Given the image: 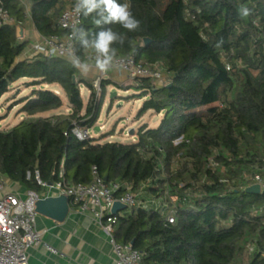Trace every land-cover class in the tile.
Segmentation results:
<instances>
[{"label": "trees", "instance_id": "trees-1", "mask_svg": "<svg viewBox=\"0 0 264 264\" xmlns=\"http://www.w3.org/2000/svg\"><path fill=\"white\" fill-rule=\"evenodd\" d=\"M25 1L42 37L70 34L58 18L75 0ZM119 2L130 3L141 29L127 32L111 25L127 37L123 46L115 45L118 58L134 57L170 73V84L159 88L151 79H134L136 96H149L138 116L164 113L159 126H142L131 144L80 141L75 127L93 128L107 87L119 85L104 79L97 92L65 57L40 53L20 60L28 42L19 39L17 29L28 7L24 0H8L15 23L0 27V100L21 79H30L26 86L36 89L18 101L27 119L0 130V174L38 195L43 187L37 172L45 184L74 186L90 183L94 166L107 183H129L135 192L148 184L143 200L168 188L178 199L175 223L153 210L136 209L115 225L116 241L139 251L142 264H264V212L252 214L264 207V193L240 188L247 184L243 173L264 169V0ZM240 5L252 14L241 18ZM81 18L79 26L99 31L91 16ZM75 51L82 59L92 54L78 44ZM50 85L66 95L69 115L40 116L64 105L60 95L42 89ZM82 88L90 93L87 105ZM214 150L225 172L208 168ZM190 189L204 196L182 202ZM251 243L255 250L248 253Z\"/></svg>", "mask_w": 264, "mask_h": 264}, {"label": "built area", "instance_id": "built-area-1", "mask_svg": "<svg viewBox=\"0 0 264 264\" xmlns=\"http://www.w3.org/2000/svg\"><path fill=\"white\" fill-rule=\"evenodd\" d=\"M7 1L0 0V27L15 23L6 8ZM81 19V15L74 11V6H70L58 18V25L62 29L70 31L72 26L80 25ZM254 24L258 25L257 22ZM69 37L70 34L63 37H42L35 49L38 54H44L48 58H68L69 53L75 50V43ZM118 61L117 67L111 71L123 73L131 79H151L158 88L170 84V73L161 66L137 63L134 57L118 58ZM225 65L229 68L227 63ZM108 73H100V78L93 84L96 91L100 89L101 79L107 78ZM73 134L80 141L89 138L88 130L79 127H75ZM181 140L182 137L174 143L177 144ZM217 156L218 151L214 150L207 166L212 171L225 172L226 168L217 161ZM91 173L90 183L74 186L66 183L45 184L39 179L38 172L36 175L39 185L43 188L55 189L60 196L67 197L70 207L74 206V209L80 213L90 212L95 220L103 226L112 248L115 264H142L143 255L139 251L130 244L124 245L116 241L114 233L118 218L125 217L136 209H150L162 214L168 223L173 224L176 221L178 199L170 194L167 188L164 195L143 200L142 197L148 184L142 185L139 192H135L133 185L129 183H107L95 166L92 167ZM1 177L0 174V264H30L28 251L37 245H42L51 254L58 255L57 249L42 241L41 234L35 227L37 217L35 204L39 200V195L31 191L25 195L7 191ZM243 179L247 184L240 187L241 189L259 186L261 192L264 193V169L256 171L254 174L245 172ZM221 182L228 183L226 179H222ZM203 196L200 191L190 189L185 192L182 202L189 203L191 199H199ZM116 202L124 205L126 210H120L117 214H113L112 208ZM262 212H264V207L253 211L252 214L256 215ZM247 250L248 253H252L255 250V244H249Z\"/></svg>", "mask_w": 264, "mask_h": 264}, {"label": "crops", "instance_id": "crops-1", "mask_svg": "<svg viewBox=\"0 0 264 264\" xmlns=\"http://www.w3.org/2000/svg\"><path fill=\"white\" fill-rule=\"evenodd\" d=\"M24 3L28 7L26 20L21 27L23 29V35L19 38L21 41L28 42V46L21 54L20 60L29 59L37 55L38 52L35 49L36 44L40 41L42 36L38 33L33 23L32 18L29 15L30 5L24 0ZM19 31V28L17 29ZM31 37L35 40L32 41ZM97 73V71H94ZM93 71L90 72L94 76ZM83 75L84 78H88V75ZM91 76V77H92ZM127 77L123 73L117 71H110L107 79L113 83L118 84L120 81ZM26 79V78H25ZM25 79H22L25 81ZM20 81V80H19ZM16 82L15 84L19 83ZM29 81H31L29 79ZM29 82H25L26 85ZM19 85V84H18ZM58 85L44 86V89L51 90V87ZM53 90V89H52ZM55 93L61 96V93L57 90H53ZM31 95L30 91L20 99ZM67 100V97L65 95ZM19 99V100H20ZM68 102V100H67ZM19 104H17L18 106ZM22 109V106L20 107ZM68 113L61 115L56 111L45 113L40 115L41 117H48L51 115L67 116L70 114V107L67 109ZM24 114V113H22ZM24 116H26L24 114ZM27 117V116H26ZM24 119V118H23ZM21 119V121L23 120ZM1 121V120H0ZM19 121V122H21ZM12 128V127H11ZM9 130V129H8ZM101 143V142H100ZM2 181L5 184L7 191H15L21 195H25L28 190L13 182L9 178L2 176ZM58 192L53 188H43L39 194V200L59 197ZM69 214L64 222H56L46 216L37 214L35 227L41 234L42 241L48 245L54 247L59 252L58 255L51 254L42 245H37L29 249V263L30 264H115L112 254V248L109 243V239L104 232L103 226L95 220L90 212L80 213L76 209L69 206Z\"/></svg>", "mask_w": 264, "mask_h": 264}, {"label": "rangeland", "instance_id": "rangeland-1", "mask_svg": "<svg viewBox=\"0 0 264 264\" xmlns=\"http://www.w3.org/2000/svg\"><path fill=\"white\" fill-rule=\"evenodd\" d=\"M18 37L21 38L20 29L18 31ZM31 40L34 41L35 38L31 37ZM94 73V76L89 74L87 78L93 84L100 78L99 72ZM104 79L106 80L107 78H102L101 80ZM25 82L30 81L29 79H25V81L21 79L18 83L19 85H12L9 92L6 93L0 100V130L11 129V127L17 125L21 119H27V117L21 112L20 107L22 105L17 106V104L20 97L28 94L29 91L31 94L36 88L24 85ZM118 85L119 87L113 84L107 87L100 118L95 126L88 130L89 137L97 139L101 143H135L139 139V129L142 126L148 125L149 128H157L164 116V113L156 114L149 111L142 117H139L138 113L143 103L149 99V96H136L140 94L134 87L135 80L128 76L124 77ZM42 89H44V87H42ZM52 89L56 91L58 90L59 93H61V97L64 102L63 107L56 110V112L61 115L67 114L69 105L64 92L60 87L53 86L51 87V90ZM99 91L100 89L97 90V92ZM81 94L85 105H87L90 95L89 91L82 88ZM96 128H99V131H97ZM130 131H133L134 134L131 135Z\"/></svg>", "mask_w": 264, "mask_h": 264}, {"label": "clouds", "instance_id": "clouds-1", "mask_svg": "<svg viewBox=\"0 0 264 264\" xmlns=\"http://www.w3.org/2000/svg\"><path fill=\"white\" fill-rule=\"evenodd\" d=\"M74 11L84 17L91 16L99 31L89 33L83 26L71 27L69 38L80 49L85 52L90 50L92 53L87 59H82L72 50L68 56L71 66L82 75L92 71L108 73L115 69L119 63L115 45L123 46L127 37L124 33L115 31L111 25H119L127 32L141 29V21L134 16L130 3H120L119 0H75ZM251 14L252 9L246 5L239 6L238 15L241 18H247Z\"/></svg>", "mask_w": 264, "mask_h": 264}, {"label": "water", "instance_id": "water-1", "mask_svg": "<svg viewBox=\"0 0 264 264\" xmlns=\"http://www.w3.org/2000/svg\"><path fill=\"white\" fill-rule=\"evenodd\" d=\"M20 29V36L23 35V29ZM145 44H149L150 40L146 39ZM99 131V128H96ZM130 134L133 135L134 132L130 131ZM51 185V184H49ZM247 192L260 194L262 193L259 186L248 187ZM37 214L46 216L56 222H64L69 214V201L65 196L59 197H50L45 199H40L35 204ZM120 210H126V207L119 202H116L113 205L112 213L117 214Z\"/></svg>", "mask_w": 264, "mask_h": 264}]
</instances>
